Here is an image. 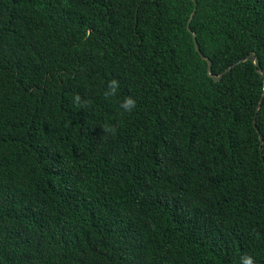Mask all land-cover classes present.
<instances>
[{
    "label": "trees",
    "instance_id": "16d2710c",
    "mask_svg": "<svg viewBox=\"0 0 264 264\" xmlns=\"http://www.w3.org/2000/svg\"><path fill=\"white\" fill-rule=\"evenodd\" d=\"M257 68L264 0H0V264H264Z\"/></svg>",
    "mask_w": 264,
    "mask_h": 264
},
{
    "label": "clouds",
    "instance_id": "9594fccd",
    "mask_svg": "<svg viewBox=\"0 0 264 264\" xmlns=\"http://www.w3.org/2000/svg\"><path fill=\"white\" fill-rule=\"evenodd\" d=\"M116 91V81L113 80L110 82V87L105 92V95L114 94ZM81 98L79 95L73 96V104L79 105L81 104ZM136 106V101L131 96H125L124 99L120 103V107L123 109L124 112H131ZM114 131V129H110ZM242 264H254V259L251 255H246L242 258Z\"/></svg>",
    "mask_w": 264,
    "mask_h": 264
},
{
    "label": "water",
    "instance_id": "95a60500",
    "mask_svg": "<svg viewBox=\"0 0 264 264\" xmlns=\"http://www.w3.org/2000/svg\"><path fill=\"white\" fill-rule=\"evenodd\" d=\"M193 1H194V0H193ZM194 10H195V2H194V7H193V9H192V11H191V13H190V16H189L188 20H187V25H186V27H187V29H188L189 31H190L189 22H190L191 17H192V15H193V13H194ZM192 37H193V40H194V47H195V50L198 52V54L200 55L201 58L207 60V69L210 70V68H211V61L208 60V59L206 58V56L203 55L202 52L199 50V46H198V44H197V42H196V40H195V36H194L193 33H192ZM244 60H250L251 62H255V55H254L253 53H248V54H246L244 57L239 58L235 63H233V64H231L230 66H228L225 70H228L231 66L235 65L236 63L242 62V61H244ZM257 70L262 74V76H263V83H264V69L257 68ZM222 73H223V72H221V74H222ZM221 74H219V75H213L212 73L209 72V75H211L212 78H213L214 80H217ZM259 104H260V102L258 103V106H259ZM253 125H255V119H253ZM259 137H260V140L262 141V137H261V135H260ZM263 163H264V162H263Z\"/></svg>",
    "mask_w": 264,
    "mask_h": 264
}]
</instances>
